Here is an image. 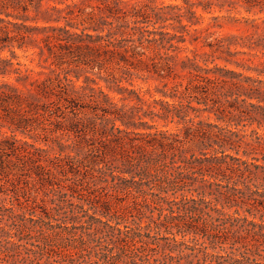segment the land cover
<instances>
[{
	"label": "trees",
	"instance_id": "16d2710c",
	"mask_svg": "<svg viewBox=\"0 0 264 264\" xmlns=\"http://www.w3.org/2000/svg\"><path fill=\"white\" fill-rule=\"evenodd\" d=\"M0 120V264H264V0H0Z\"/></svg>",
	"mask_w": 264,
	"mask_h": 264
},
{
	"label": "rangeland",
	"instance_id": "374dc122",
	"mask_svg": "<svg viewBox=\"0 0 264 264\" xmlns=\"http://www.w3.org/2000/svg\"><path fill=\"white\" fill-rule=\"evenodd\" d=\"M179 3L180 0H165V3ZM237 11H239L241 13V15H246L244 12H243V8L240 6V4L238 3L237 4ZM198 13H202L201 10L199 9L198 10ZM213 15H225L226 12L225 11H218V9H215L213 12H212ZM232 14L235 15V16H238L236 12L232 11ZM203 16L205 17V20L203 22L202 25H205L206 23H209L210 20H208V17L210 16V14H207V13H203ZM219 22H222V21H219ZM38 24L40 25H43L44 23L43 22H38ZM202 25H199L197 26V28L201 27ZM236 27L232 26V25H223V27L221 29H212L213 32H215V35L216 36H223V35H228V34H235L237 31H236ZM168 31L172 32V29L171 28H168ZM189 47L191 48L192 46L189 45ZM32 51V49H29L27 52L23 51V50H19L17 48H15V53L17 54L18 56V60L22 63H26L27 65H29V67L33 68L34 70H37L38 68L35 66V64H30L28 62L27 59H25V55H28L30 52ZM3 56H9V51L8 50H5L3 53H2ZM16 61V60H14ZM217 63H220V64H223L222 61H219V60H216ZM89 75L91 76V74L89 73ZM93 77V76H92ZM82 80V77L80 79V82ZM131 82H132V85L134 86L135 89L137 88H140L142 90H146V89H150V90H154V88L156 86L160 87V84L158 81L156 80H153V79H147V80H143L141 78H137V77H132L131 79H129ZM103 84V83H101ZM123 84L129 88H132L131 85L124 81ZM2 120H0V124H2ZM0 131L2 133H6V134H10L9 130L3 126V127H0ZM17 137L18 138H22V136L20 134H17Z\"/></svg>",
	"mask_w": 264,
	"mask_h": 264
}]
</instances>
